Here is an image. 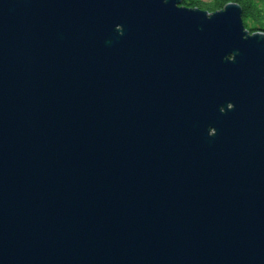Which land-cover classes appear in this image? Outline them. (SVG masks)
<instances>
[{"label":"water","instance_id":"1","mask_svg":"<svg viewBox=\"0 0 264 264\" xmlns=\"http://www.w3.org/2000/svg\"><path fill=\"white\" fill-rule=\"evenodd\" d=\"M182 3L0 0V264H264V31Z\"/></svg>","mask_w":264,"mask_h":264},{"label":"trees","instance_id":"2","mask_svg":"<svg viewBox=\"0 0 264 264\" xmlns=\"http://www.w3.org/2000/svg\"><path fill=\"white\" fill-rule=\"evenodd\" d=\"M229 2L241 5L246 25L252 31L257 29L264 31V0H184L183 4L214 12L224 8Z\"/></svg>","mask_w":264,"mask_h":264},{"label":"bare ground","instance_id":"3","mask_svg":"<svg viewBox=\"0 0 264 264\" xmlns=\"http://www.w3.org/2000/svg\"><path fill=\"white\" fill-rule=\"evenodd\" d=\"M183 2H184V0H183ZM227 4H228V3H227ZM182 5H184V4L182 3ZM185 6H187V5H185ZM244 22H245V20H244ZM245 25H246V22H245ZM246 28H248L247 25H246ZM249 30H250V29H249ZM255 31H263V30L257 29V30H255ZM255 31H251V30H250L251 33L255 32Z\"/></svg>","mask_w":264,"mask_h":264},{"label":"rangeland","instance_id":"4","mask_svg":"<svg viewBox=\"0 0 264 264\" xmlns=\"http://www.w3.org/2000/svg\"><path fill=\"white\" fill-rule=\"evenodd\" d=\"M248 29H250V30H251V28H249V27H248ZM251 31H252V30H251Z\"/></svg>","mask_w":264,"mask_h":264}]
</instances>
